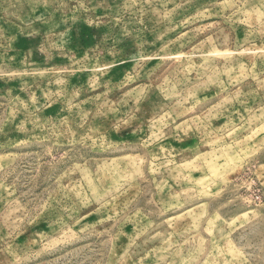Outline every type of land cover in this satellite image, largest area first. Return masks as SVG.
Segmentation results:
<instances>
[{
  "label": "rangeland",
  "instance_id": "rangeland-1",
  "mask_svg": "<svg viewBox=\"0 0 264 264\" xmlns=\"http://www.w3.org/2000/svg\"><path fill=\"white\" fill-rule=\"evenodd\" d=\"M0 264H264V0H0Z\"/></svg>",
  "mask_w": 264,
  "mask_h": 264
}]
</instances>
